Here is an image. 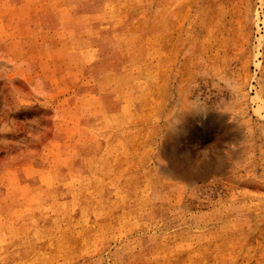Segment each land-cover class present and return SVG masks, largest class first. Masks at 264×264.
Listing matches in <instances>:
<instances>
[{
	"label": "rangeland",
	"instance_id": "1",
	"mask_svg": "<svg viewBox=\"0 0 264 264\" xmlns=\"http://www.w3.org/2000/svg\"><path fill=\"white\" fill-rule=\"evenodd\" d=\"M0 264H264V0H0Z\"/></svg>",
	"mask_w": 264,
	"mask_h": 264
},
{
	"label": "bare ground",
	"instance_id": "2",
	"mask_svg": "<svg viewBox=\"0 0 264 264\" xmlns=\"http://www.w3.org/2000/svg\"><path fill=\"white\" fill-rule=\"evenodd\" d=\"M192 143V141H191ZM194 143V142H193ZM188 144H183L180 141L174 140V146L175 149L173 150L174 156L177 158L178 161L183 162H190L191 164L188 166L189 172H193L194 170L203 167L205 165V161H203V158H199L196 156L194 151H191V149L187 146ZM171 149V148H170ZM190 149V150H189ZM209 149V148H207ZM202 150V149H201ZM211 151V150H210ZM202 153V151H201ZM200 154V153H199ZM208 156V155H207ZM172 158V157H171ZM205 158V157H204ZM213 163V162H211ZM201 170V169H200ZM194 174V173H193ZM196 174V173H195ZM198 174V172H197ZM200 174V173H199ZM193 176V175H192ZM201 176V175H200ZM202 177V176H201ZM192 178V177H191Z\"/></svg>",
	"mask_w": 264,
	"mask_h": 264
}]
</instances>
